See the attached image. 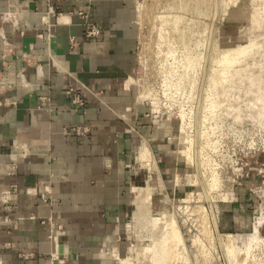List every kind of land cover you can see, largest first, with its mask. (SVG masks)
Here are the masks:
<instances>
[{"label":"crops","instance_id":"1","mask_svg":"<svg viewBox=\"0 0 264 264\" xmlns=\"http://www.w3.org/2000/svg\"><path fill=\"white\" fill-rule=\"evenodd\" d=\"M133 4L0 0V264L147 261L139 215L170 211L183 153L181 123L138 98ZM76 126L89 132L67 133Z\"/></svg>","mask_w":264,"mask_h":264},{"label":"rangeland","instance_id":"2","mask_svg":"<svg viewBox=\"0 0 264 264\" xmlns=\"http://www.w3.org/2000/svg\"><path fill=\"white\" fill-rule=\"evenodd\" d=\"M133 1L138 98L181 123L184 184L140 219L169 213L176 264H264V0Z\"/></svg>","mask_w":264,"mask_h":264},{"label":"bare ground","instance_id":"3","mask_svg":"<svg viewBox=\"0 0 264 264\" xmlns=\"http://www.w3.org/2000/svg\"><path fill=\"white\" fill-rule=\"evenodd\" d=\"M191 1H193V0H191ZM194 1L196 2L197 0H194ZM188 3H190V2H188ZM197 5L196 6L198 8H196V12H197V10L199 12V8H200L199 6L200 5H199V3H197ZM191 8H193V7H191ZM207 56H208V54H207ZM206 59H205V61H211V62L213 61L212 59L210 60L209 58H206ZM196 60L197 59H188L189 64H196V62H197ZM205 64H206V62H205ZM213 67H214V64H213ZM213 78H215V77H213ZM143 154L142 155L145 156L146 153H143ZM139 155H140V153H139ZM149 158H150V156H149ZM149 158H148V160H149ZM139 159H141V157H139ZM145 160H147V159H145ZM150 164H152V163H150ZM146 167H148V166H146ZM153 169H155V168H153ZM148 194H150V193H148ZM139 208H138V211H139ZM146 212H148V211L140 212L139 218L141 216H143ZM148 213H150V212H148ZM168 214L169 213H161V214L154 215V216H153V214H152V216L150 214L151 217L149 219H144V221H143V222H150L151 223L150 227L146 230V232L149 233L148 236L150 237L149 239H150L151 242L149 244H146L147 241L144 240V243H142V245H140V246H138V247H136L134 249H135V252L137 253L138 256L143 254L144 255L143 259H146L149 262V264H169L170 263L169 260H171L170 264H176L179 261L180 262L183 261L181 255L184 253L185 249H184V245H183V242H182V238H181L180 233L178 232L177 228L174 229V227H172L173 225H171V222L174 221V220L173 219L171 220V218H170L171 216H169ZM140 236H141V234H140ZM140 236H138V237H140ZM140 238H142V236ZM172 249H174V250H172ZM171 252H172V254H171ZM168 253H170L169 256H168ZM174 254L177 255V256H175ZM228 254H229V252H228ZM134 259H136V258H134ZM134 259H133V261H134ZM137 260H141V259L139 258ZM172 260H173V262H172ZM117 261H118V264H131L132 263V260L130 259L129 256H128V258L120 259V260H117ZM60 263H62V260L56 255L54 264H60Z\"/></svg>","mask_w":264,"mask_h":264},{"label":"built area","instance_id":"4","mask_svg":"<svg viewBox=\"0 0 264 264\" xmlns=\"http://www.w3.org/2000/svg\"><path fill=\"white\" fill-rule=\"evenodd\" d=\"M27 1V0H26ZM99 34V31L96 27H94L93 25H88L87 26V29H86V37L87 38H93V37H96L98 36ZM72 43L75 44V40L72 39L71 40ZM66 94L68 96H70L71 98V103L77 107V108H81L84 106V100L83 98L81 97L80 93L74 89V88H69L68 90H66ZM89 132V129L88 127H81V126H76V127H72L71 128V131H68L67 133H74L75 135L77 136H83L85 134H87ZM48 191L47 190H41V189H33L32 190V193L34 194H39L40 197L43 199V200H46L47 198V193ZM9 191H4L3 192V196H2V201H8L9 200Z\"/></svg>","mask_w":264,"mask_h":264},{"label":"water","instance_id":"5","mask_svg":"<svg viewBox=\"0 0 264 264\" xmlns=\"http://www.w3.org/2000/svg\"><path fill=\"white\" fill-rule=\"evenodd\" d=\"M59 250H60V253H61V250H62V249H59Z\"/></svg>","mask_w":264,"mask_h":264}]
</instances>
